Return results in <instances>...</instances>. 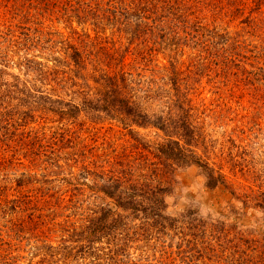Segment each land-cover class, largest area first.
I'll list each match as a JSON object with an SVG mask.
<instances>
[{
    "label": "rangeland",
    "instance_id": "rangeland-1",
    "mask_svg": "<svg viewBox=\"0 0 264 264\" xmlns=\"http://www.w3.org/2000/svg\"><path fill=\"white\" fill-rule=\"evenodd\" d=\"M17 2L21 10L35 4L34 0ZM79 2L93 4L95 0H37L38 12L47 13H41L43 17L38 19H34L38 15L31 14L32 24L42 25L44 33H51L45 47L51 50L35 51L30 57H39L38 61L46 62L51 69L53 59L61 58L66 45H71L88 58H102L104 53L117 59L124 56L125 69L134 65L151 70L174 68L184 93L167 101L160 92L157 96L161 101L144 104L143 111L162 117L167 124L169 108L183 104L194 134L182 140L178 138L182 133L169 124L166 133L146 127L133 128V134H129L116 124L102 125L82 112L70 120H59L51 114L45 121L36 119L44 128V145H48L44 155L29 162V158L22 159L19 151L6 156L0 152V264H109L105 256L115 250L116 240L102 237L90 245L92 250H87L79 241L72 242L76 240L72 231L79 232L84 219L111 202L91 187L95 183L100 186L112 169L133 170L135 176L145 174L153 184L166 185V214L175 221L172 228L156 225L154 235L142 237L138 230L143 225L141 218L128 216L125 230L129 229V240H125L116 256L120 263L243 262L249 249L240 241L256 237L259 228L264 233L263 215L252 210V205L243 204L244 196L264 191V72L250 67L264 68L258 55L264 52L257 48L264 47V15L254 10L253 0H237L233 5L228 0L199 4L202 24L238 42L239 52L246 57L238 58V67L226 69L220 65L221 56L213 55L214 50L210 57L199 49L174 46L177 40L154 45L133 40L132 44L131 36L116 31V27H94L93 19L82 18ZM9 6L0 0V31L19 22L18 17L12 19ZM260 12L264 13V6ZM252 19L254 23L247 22ZM215 49L218 51L217 46ZM10 54L17 56L15 63L24 57L15 50ZM115 62H111L112 68L116 67ZM56 66L57 70L63 68ZM243 70L253 73L246 79ZM25 71L20 67L6 72L28 79ZM74 90L61 94L65 102H78L71 94ZM172 109V113L176 111ZM167 136L179 140L184 150L194 152L222 172L230 189H207L194 167L173 168L169 172L157 152ZM13 148L19 150V144ZM153 172H157L155 178ZM124 233V228L117 231Z\"/></svg>",
    "mask_w": 264,
    "mask_h": 264
},
{
    "label": "trees",
    "instance_id": "trees-1",
    "mask_svg": "<svg viewBox=\"0 0 264 264\" xmlns=\"http://www.w3.org/2000/svg\"><path fill=\"white\" fill-rule=\"evenodd\" d=\"M26 1L31 3L32 0ZM203 1L206 0H95L93 4L79 2L78 9L83 15L82 18L95 21L92 23L94 27L106 24L108 28L116 27V31L129 34L132 44L133 40L142 45L146 42L154 45L158 41L177 40L174 46H180V49H199L200 52L210 54V57L214 50V56H221L220 65L223 68L238 67L236 62L241 61L238 58L246 59L239 52L240 44L202 24L197 7L200 3L203 4ZM4 2L11 4L9 12L14 16L12 19L19 18L17 24H9L0 31V152L4 156L19 151L23 153L22 159L29 158L28 161L33 162L38 156L44 155L42 153L47 151L45 147L48 145H44L47 143L45 133L42 132L44 128L36 119L45 121L50 114L57 116L59 120H70L78 117L81 112L86 113L102 125L116 124L129 134H133V128L146 127L166 133L169 125L176 132L182 133L178 134V138L182 140L194 134L191 132L193 128L188 123V112L185 113L183 104H175L169 108L167 124L162 117L150 116L143 111V105L156 101L160 92L164 93L167 101L184 93L181 92L183 90L179 74L174 68L151 70L134 65L125 69L124 56L117 59L104 53L102 58H88L74 46L66 45L61 58H54L53 68L48 69L46 62L38 61L39 57H30V53L35 51L51 50L45 48L51 33H44L42 25L32 24L34 19L43 17L42 14L47 12H38L37 6L40 3H37V0H34L35 4L28 10H21L17 0ZM236 2L237 0H228V4L233 5ZM253 2L256 5L254 10L263 16L264 13L260 10L264 1ZM21 3L22 6L25 2ZM43 9L45 10V7ZM31 14L38 16L33 19ZM247 22L254 23L255 19ZM216 46L218 51H215ZM257 48L264 52L263 46ZM12 50L22 53L24 57L18 58L15 63L13 59L17 56L10 54ZM219 52L221 53L218 54ZM258 55L264 66V54ZM112 61H116L115 68L111 67ZM147 62L150 65V61ZM56 64L62 65V70H57ZM20 67L26 69L24 76H28V79L6 72ZM250 67L258 73L264 72L261 66ZM252 73L244 71L242 75L246 74L247 79ZM68 89H75L71 94L75 96L74 99H78L77 103L72 100L65 102L62 98L61 94L66 93ZM184 101L187 102V99L184 98ZM173 107L176 111L172 113ZM52 141L54 144L55 141ZM15 144H19V150H13ZM179 144V140L167 136L166 142L157 149L159 158L169 172L173 168L194 167L199 170L207 189H230L222 172L217 171L194 152L184 150ZM84 170L89 173L87 167H84ZM144 175L135 176L133 170L129 169H112L101 180L100 186L93 184L92 191L98 190L111 202L105 203L93 215L84 219V225L79 228V232L72 231V236L76 237L72 242L79 241L86 246L85 249L92 250L90 245L102 237L116 240L118 243L114 244L115 250L106 254L105 262L122 264L116 256L122 250L120 247H123L125 240H129L126 233L129 229L125 230L128 216L135 220L141 218L143 225L138 227V230L142 232V237L154 235L156 225L162 229L174 227L175 221L166 214L165 198L169 192L167 186L153 184L152 180L146 179ZM153 175L155 178L157 172H153ZM229 193L234 196L233 191L230 190ZM243 200L244 205H252L251 209L259 211L264 218V191L244 196ZM121 228H124L125 233L117 234ZM259 229L256 237L240 241L242 246H247L249 252L245 255L247 259L238 261L237 264H264V233ZM118 235L120 239H116ZM3 264L9 263L4 261Z\"/></svg>",
    "mask_w": 264,
    "mask_h": 264
}]
</instances>
